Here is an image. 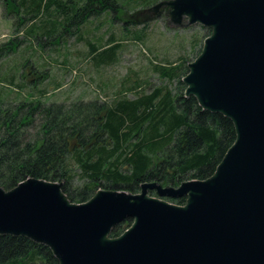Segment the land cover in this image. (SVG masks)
<instances>
[{
    "label": "water",
    "instance_id": "obj_1",
    "mask_svg": "<svg viewBox=\"0 0 264 264\" xmlns=\"http://www.w3.org/2000/svg\"><path fill=\"white\" fill-rule=\"evenodd\" d=\"M162 7L176 27L211 29L183 82L187 97L234 124L215 172L178 186L146 181L138 193L99 189L81 203L62 182L29 177L0 186V235L44 244L60 264H264V0H165L154 10Z\"/></svg>",
    "mask_w": 264,
    "mask_h": 264
},
{
    "label": "trees",
    "instance_id": "obj_2",
    "mask_svg": "<svg viewBox=\"0 0 264 264\" xmlns=\"http://www.w3.org/2000/svg\"><path fill=\"white\" fill-rule=\"evenodd\" d=\"M118 7L119 0H4L8 14L16 10L19 26L46 18L43 33L48 39L60 25L65 34L77 35L91 17ZM109 44L101 51L104 62L116 55L118 44ZM91 50L98 52L94 45ZM156 68L178 87L164 85L112 104L98 99L48 103L38 98L0 103V186L11 189L29 177L59 181L68 198L81 203L99 189L138 193L146 181L178 186L210 177L236 140L234 124L186 96V58ZM168 200L184 205L186 197ZM132 222L119 223L111 236L121 235ZM0 264L60 263L44 244L0 235Z\"/></svg>",
    "mask_w": 264,
    "mask_h": 264
},
{
    "label": "rangeland",
    "instance_id": "obj_3",
    "mask_svg": "<svg viewBox=\"0 0 264 264\" xmlns=\"http://www.w3.org/2000/svg\"><path fill=\"white\" fill-rule=\"evenodd\" d=\"M162 1L119 0L116 11L91 17L77 35L65 34L60 25L48 39L43 33L46 18L19 26L16 10L8 14L0 0V103L38 98L48 103L98 99L112 104L164 85L176 89L177 83H168L156 65L169 67L180 57L192 62L210 30L200 24L174 26L167 7L154 10ZM110 41L118 44L116 55L104 62L101 51L113 44ZM93 45L98 52H92Z\"/></svg>",
    "mask_w": 264,
    "mask_h": 264
}]
</instances>
